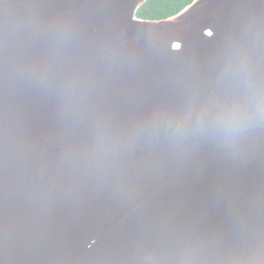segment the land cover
Wrapping results in <instances>:
<instances>
[{
	"label": "water",
	"instance_id": "1",
	"mask_svg": "<svg viewBox=\"0 0 264 264\" xmlns=\"http://www.w3.org/2000/svg\"><path fill=\"white\" fill-rule=\"evenodd\" d=\"M148 1L0 0V264H264V0Z\"/></svg>",
	"mask_w": 264,
	"mask_h": 264
},
{
	"label": "trees",
	"instance_id": "2",
	"mask_svg": "<svg viewBox=\"0 0 264 264\" xmlns=\"http://www.w3.org/2000/svg\"><path fill=\"white\" fill-rule=\"evenodd\" d=\"M194 0H149L138 12L145 20H162L177 15Z\"/></svg>",
	"mask_w": 264,
	"mask_h": 264
},
{
	"label": "bare ground",
	"instance_id": "3",
	"mask_svg": "<svg viewBox=\"0 0 264 264\" xmlns=\"http://www.w3.org/2000/svg\"><path fill=\"white\" fill-rule=\"evenodd\" d=\"M211 28H213V27H211Z\"/></svg>",
	"mask_w": 264,
	"mask_h": 264
}]
</instances>
